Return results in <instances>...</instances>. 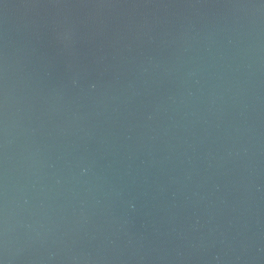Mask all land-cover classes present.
<instances>
[{"label":"water","instance_id":"obj_1","mask_svg":"<svg viewBox=\"0 0 264 264\" xmlns=\"http://www.w3.org/2000/svg\"><path fill=\"white\" fill-rule=\"evenodd\" d=\"M0 264H264V0H0Z\"/></svg>","mask_w":264,"mask_h":264}]
</instances>
